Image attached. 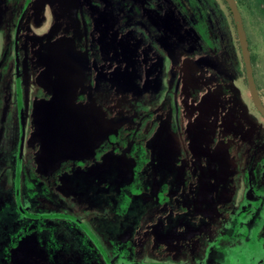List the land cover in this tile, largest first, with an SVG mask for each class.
I'll use <instances>...</instances> for the list:
<instances>
[{
    "label": "rangeland",
    "instance_id": "374dc122",
    "mask_svg": "<svg viewBox=\"0 0 264 264\" xmlns=\"http://www.w3.org/2000/svg\"><path fill=\"white\" fill-rule=\"evenodd\" d=\"M237 2L264 104V0ZM0 264H264L222 0H0Z\"/></svg>",
    "mask_w": 264,
    "mask_h": 264
},
{
    "label": "water",
    "instance_id": "95a60500",
    "mask_svg": "<svg viewBox=\"0 0 264 264\" xmlns=\"http://www.w3.org/2000/svg\"><path fill=\"white\" fill-rule=\"evenodd\" d=\"M228 8L231 16V20L234 26L236 39L239 47L241 62L244 71L245 82L248 90L250 100L257 113L264 119V104L262 103L250 61V52L248 49V42L246 38V32L244 29L243 21L237 7L235 0H223Z\"/></svg>",
    "mask_w": 264,
    "mask_h": 264
},
{
    "label": "trees",
    "instance_id": "16d2710c",
    "mask_svg": "<svg viewBox=\"0 0 264 264\" xmlns=\"http://www.w3.org/2000/svg\"><path fill=\"white\" fill-rule=\"evenodd\" d=\"M235 2H236L237 7H238V2H237V0H235ZM222 3H223V4L225 5V7H226V4H225V2H224L223 0H222ZM238 9H239V7H238ZM226 10H227V12L229 13L227 7H226ZM239 12H240V11H239ZM242 21H243V19H242ZM243 25H244V23H243ZM244 29H245V26H244ZM245 32H246V29H245ZM246 38H247V42H248V49H249V52H250V61H251V66H252L253 75H254V74H255L254 69H253L254 55H253L252 50H251V47H250V40H249V37H248L247 33H246ZM254 79H255V76H254ZM255 82H256V80H255ZM256 87H257V84H256ZM17 165H18V159H16V168H17ZM20 210H21V209H20ZM54 215H55V214H54ZM64 217H67V216H64Z\"/></svg>",
    "mask_w": 264,
    "mask_h": 264
},
{
    "label": "flooded vegetation",
    "instance_id": "af4514ba",
    "mask_svg": "<svg viewBox=\"0 0 264 264\" xmlns=\"http://www.w3.org/2000/svg\"><path fill=\"white\" fill-rule=\"evenodd\" d=\"M203 39V38H202ZM201 49H202V46H201ZM201 51V50H200Z\"/></svg>",
    "mask_w": 264,
    "mask_h": 264
}]
</instances>
